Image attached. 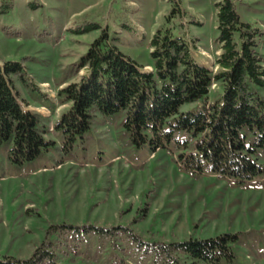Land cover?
Here are the masks:
<instances>
[{"label": "rangeland", "instance_id": "rangeland-1", "mask_svg": "<svg viewBox=\"0 0 264 264\" xmlns=\"http://www.w3.org/2000/svg\"><path fill=\"white\" fill-rule=\"evenodd\" d=\"M219 1L11 0L10 8L9 1L0 0V59L26 67V82L18 83L23 106L37 116L44 137L55 142L23 164L11 161L12 142L0 146V261L30 258L52 226L66 224L125 229L111 237L85 234L77 254L57 246L66 264H176L151 255L147 244L221 234L237 240L231 245L233 259L218 264H264V173L238 181L187 170L178 155L193 148L137 147L122 113L95 112L91 129L69 153L54 130L68 108L58 91L85 74L75 65L105 30L125 55L151 71V39L158 28L170 26L175 36L193 41L199 63L218 71ZM237 11L262 31L264 58V0H237ZM253 90L264 99V88ZM221 93L222 84L214 83L208 103ZM255 157L264 169V150ZM58 233L50 238L67 242L70 233ZM177 255L180 264L195 261Z\"/></svg>", "mask_w": 264, "mask_h": 264}, {"label": "trees", "instance_id": "trees-1", "mask_svg": "<svg viewBox=\"0 0 264 264\" xmlns=\"http://www.w3.org/2000/svg\"><path fill=\"white\" fill-rule=\"evenodd\" d=\"M6 1V0H4ZM8 7H12L11 0ZM179 4L180 0H174ZM218 42L221 53L215 63L218 71L199 63L193 41L175 36L172 28H158L151 42V71L125 55L105 30L76 63L80 78L64 86L58 96L68 105L54 125L63 137V152L91 129L95 112L104 115L122 113L124 128L137 147L149 145L153 152L173 145L188 151L178 155L187 170L236 179L252 180L264 173L256 153L264 150V99L253 90L264 88V58L261 53L262 31L242 21L237 0L216 3ZM22 62L0 59V146L12 142L10 159L23 164L37 158L55 142L44 137L39 119L23 106L18 83L26 82ZM222 84V93L208 103L211 86ZM200 104L197 109L185 106ZM252 141L248 143L249 137ZM122 227L101 228L94 225L52 226L44 242L28 259L8 257L0 264H66L57 246L79 252L81 238L87 233L111 237ZM125 230V229H124ZM54 232L67 235V242L50 238ZM133 238L145 244L136 233ZM237 236L221 234L207 239L189 238L178 242L147 244L151 255L180 264L177 254L196 264H218L232 260L231 245ZM68 256L67 250H61Z\"/></svg>", "mask_w": 264, "mask_h": 264}]
</instances>
